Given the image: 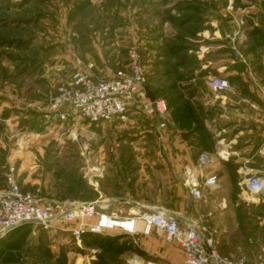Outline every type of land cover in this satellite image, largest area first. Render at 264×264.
<instances>
[{
	"label": "rangeland",
	"instance_id": "1",
	"mask_svg": "<svg viewBox=\"0 0 264 264\" xmlns=\"http://www.w3.org/2000/svg\"><path fill=\"white\" fill-rule=\"evenodd\" d=\"M255 18L264 27V0H0V188L13 170L20 188L42 202L96 203L99 211L101 205L118 200L119 209L111 211L108 205L100 212L117 213L122 219L154 213L156 209L143 211L148 208L141 203L144 194L172 205L174 183L157 179V174L166 173L158 171L156 161L159 119L135 114L126 124H93L80 116L49 122L34 106H44L50 93L71 85L78 73L94 81L112 79L125 70L129 51L135 48L149 87L169 106L168 119L177 103L197 106L204 114L212 104L206 96L214 92L211 81H228L232 73V68H225L226 60L246 63L241 47L256 28ZM228 83L230 87L223 91L231 89ZM259 88L263 94L264 81ZM28 110L54 130H46L39 121L36 127L28 124L34 121ZM194 127L199 125L182 128L191 142L198 138ZM200 150L197 162L182 167L174 178L185 189L178 205L190 209L183 213L162 210L181 226L197 223L226 257L255 264L264 249V201L246 192L248 198H241L236 179L228 180L222 195L217 193L218 179L215 188L207 186L218 158L208 145ZM167 151L164 147L160 160ZM202 153L211 157L209 166L198 165ZM143 159L148 163L138 162ZM142 167L154 175L148 190H143L144 178L140 179ZM186 167L198 174L202 199L191 195L183 176ZM205 198L215 203L226 200L235 218L249 224L226 237L224 227L208 221L211 217L206 214L211 211ZM258 203L260 207L253 206ZM254 214L260 221L252 219ZM155 232L134 235L113 229L86 235L79 244L70 232L28 224L0 236V264H132L130 255L136 254L141 237ZM221 246L226 250L221 251Z\"/></svg>",
	"mask_w": 264,
	"mask_h": 264
},
{
	"label": "built area",
	"instance_id": "2",
	"mask_svg": "<svg viewBox=\"0 0 264 264\" xmlns=\"http://www.w3.org/2000/svg\"><path fill=\"white\" fill-rule=\"evenodd\" d=\"M140 54L136 49L129 51L128 65L125 70L110 80L94 81L87 74H77L69 86H61L50 93L45 105L34 106L37 112L49 122L80 116L93 124H126L135 114L147 119H159L158 157L163 158L164 135L168 128L169 106L164 99L155 97L152 101L146 90L148 77ZM214 92L230 87L224 79H213L209 85ZM223 158V152L218 154ZM211 157L202 153L198 159L200 167L209 166ZM187 168V167H186ZM184 170L183 176L190 185L191 195L202 199L198 188V174L191 168ZM217 177H209L206 185L215 188ZM243 190L260 201H264V179L254 174L243 184ZM112 205L62 203L56 200L42 202L32 194L24 192L16 181L13 170L5 177V186L0 188V236L21 226L39 224L46 229L70 232L81 244L86 235H101L113 229L127 234L149 235L153 230L162 233L168 242L177 243L184 254L183 264H248L245 259L232 260L219 251L215 240L206 236L197 223H184L162 209L154 213L122 219L117 213H101ZM65 208H70L65 210ZM101 211V212H100ZM93 219H97L93 221ZM74 222L79 224L73 225ZM73 227H69V226ZM141 226V227H139ZM255 264H264V249L257 256Z\"/></svg>",
	"mask_w": 264,
	"mask_h": 264
},
{
	"label": "crops",
	"instance_id": "3",
	"mask_svg": "<svg viewBox=\"0 0 264 264\" xmlns=\"http://www.w3.org/2000/svg\"><path fill=\"white\" fill-rule=\"evenodd\" d=\"M258 23L260 25V22H257V18H255L253 25H256V28L253 27L249 41L241 47L247 64L241 61L234 63L229 59L226 60L225 68H232V73L227 80L232 83L233 87L231 86V89L227 91L212 92V94L208 92L206 94L208 100L212 102L211 108L204 111V129L206 132H210L207 133L208 136L202 139V137L199 138V133L195 132L194 135L198 137L195 138L197 142H191L190 136L184 133V130L176 123L174 113L170 115L168 128L162 132L165 140L164 147L168 150L166 158L162 160L157 158L156 161L158 171H166L163 175L157 174L158 181L165 180L164 182H166L169 180L170 183H174V187H172L173 185L170 187V193L173 192L171 199L174 198V203L172 205L170 204L171 201L165 203V200L161 198L149 199L148 195L144 194V198H142L144 201L141 203L148 208L143 211L168 209L183 213L190 209V207L178 205V196L182 199L185 189L178 186L174 178L182 167L197 162V155L203 152L200 147L206 145L211 151H214L212 153H215L214 156L218 158V160L216 159L217 163L213 166L214 176L216 175L218 179V194L221 193L220 195H222L224 191H227L228 180L236 179L235 187L239 190L240 197L246 199L248 194L245 195V191L242 192V180L250 174H256L264 179V91L262 94L260 88L258 90V86L264 81V27L259 26ZM220 68L223 69L224 67L220 66ZM27 112L30 113L28 117L34 118V121L29 120L28 124L36 127V124L40 122L46 130H54L51 129V124H48L36 113L29 110ZM69 123L70 121L62 123V125ZM1 148L6 149L5 145H2ZM220 152H223V158L218 155ZM138 162L143 165L148 163V160L143 159L138 160ZM143 168L140 179L144 178L143 190H148L149 179H152L154 175L145 173ZM164 182L162 183L164 184ZM159 186H161L160 183ZM212 193H216V190H213ZM186 195L189 204H192L187 191ZM208 199L205 198L204 202ZM114 201L111 205V211L119 209V206L122 205L118 200L117 202ZM209 201L207 203L210 205V211L214 212V216H211V212L206 214L207 217H211L208 221H211L213 225L224 227L223 235L226 237L229 238L231 236L230 231L234 232L235 228L249 224L247 221L241 222L235 218L236 214L231 210L226 200L223 199L222 203ZM253 206L258 208L260 203ZM252 219L260 221L255 214ZM258 224L260 225L261 222ZM249 239L254 238L249 237ZM226 240L228 241V239ZM221 249V251L226 250L224 246H221ZM135 252L136 254L130 255L135 259L131 258L132 264L134 261L137 264H183L184 261L183 251L178 246L168 244L164 235L159 232H155L151 236L141 237L139 247Z\"/></svg>",
	"mask_w": 264,
	"mask_h": 264
},
{
	"label": "trees",
	"instance_id": "4",
	"mask_svg": "<svg viewBox=\"0 0 264 264\" xmlns=\"http://www.w3.org/2000/svg\"><path fill=\"white\" fill-rule=\"evenodd\" d=\"M148 87H149V85H148ZM152 91H153L154 95L156 97H158L157 93L154 90H152ZM195 107H197V106H195ZM195 107L193 108V107L188 106V105H185L183 107V105L181 103H177V108L174 110V118H175L176 123H178V125L184 129H185V127L193 126V124L199 125V128L194 127L193 131L199 133V135L202 134L201 137H202V139H204L206 136H208L207 132L204 129V124L202 121V117L204 114H202L200 112V110L198 108H195ZM37 114L41 115L39 113H37ZM194 126H196V125H194ZM23 191L26 192L25 190H23ZM92 238H95V237H92Z\"/></svg>",
	"mask_w": 264,
	"mask_h": 264
},
{
	"label": "water",
	"instance_id": "5",
	"mask_svg": "<svg viewBox=\"0 0 264 264\" xmlns=\"http://www.w3.org/2000/svg\"><path fill=\"white\" fill-rule=\"evenodd\" d=\"M146 92H147L148 97H149L152 101H154V100H155V95H154V93H153L150 89H147Z\"/></svg>",
	"mask_w": 264,
	"mask_h": 264
}]
</instances>
